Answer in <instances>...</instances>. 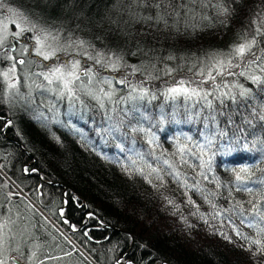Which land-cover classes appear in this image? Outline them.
<instances>
[{
    "label": "snow or ice",
    "instance_id": "1",
    "mask_svg": "<svg viewBox=\"0 0 264 264\" xmlns=\"http://www.w3.org/2000/svg\"><path fill=\"white\" fill-rule=\"evenodd\" d=\"M95 3L96 0H0V104L8 103L10 107L17 104L41 126L48 127L49 124L61 123L56 116V106L45 103L50 95L58 100L67 98L73 101L79 98V92H84L96 100L100 108H105L106 102H112L122 90L116 85H122L129 89L128 95L120 97L115 103L117 107L121 100L130 104L128 109L119 110L128 119L110 124L107 131L118 132L123 126L131 128L133 133L147 132L143 127L132 126L134 123L139 125L143 120H154V117L140 112L137 102L156 98V94L144 85L160 77L147 73L146 80L139 84H133L130 77L147 72V65L152 60L163 62L178 59L175 55H155L160 36L173 32L203 33L209 29L221 30L220 34L223 35L232 27L243 8L244 15L235 28L231 42L223 48L201 49L196 63L187 68L192 75L184 76V69L179 65L173 67L165 64L162 69H156V65L151 64L157 72L163 71L165 76L171 78V83H166L159 95L174 103L181 100L185 105L195 102L200 108L199 111L185 108L182 120L177 118L179 113L161 112L160 120L171 116L172 123H200L204 142L195 141L192 136L186 137L194 142L193 146L177 144L172 155L179 157V164L165 159L163 163L167 165V170L148 164L146 171L143 167H137V160L132 155H127L134 150L124 147L123 141L115 147L130 161L122 171L129 176L143 177L181 223L193 229L195 225L189 223L188 217H196L212 228L215 234L246 252L251 264H264V179L252 180L248 175L251 169L247 167L234 172L235 191L259 197L241 203L231 199V188L228 197H224L220 193L206 191L195 179L189 183L188 177L180 171V166L191 167L187 157L194 156L200 161L197 166L199 176L204 181L214 183L217 188L224 187L218 177L209 180L207 172L212 169L211 159L205 160L204 157L214 142L225 137L227 147L232 152L251 151L248 147V139L251 138L252 143L258 145L255 149L257 156L264 158V139L253 130L257 124L239 112L247 108V116H255L257 107L251 101L257 99V92L264 94V0H251L250 3L248 0H103V8L93 10ZM54 9L58 10L55 16L52 15ZM126 57H136L140 64H130ZM33 65L40 66L42 71L31 72ZM193 69L196 70L193 72ZM104 72L117 75H104ZM177 72L181 74L179 79H176ZM21 77L31 81L27 85V94L21 92ZM37 77L40 83L36 82ZM227 77L234 79L225 83ZM239 77L255 88L246 87L236 79ZM221 86L227 91H222ZM209 97L219 99V105H215ZM260 106L264 108V102ZM230 107L235 108L236 114L241 116V123L237 124L232 113L225 110ZM75 114L72 110L64 113L66 116ZM0 121H3V128L13 126V121L4 120L3 116H0ZM258 123L264 128V114L259 115ZM75 131L80 129L76 128ZM156 139L153 132L148 143ZM241 141H244L242 145ZM219 147L224 148L225 144ZM135 156L143 159V154L138 151ZM116 162L119 163L118 160ZM24 171L35 173L38 170L25 168ZM166 176L172 177L171 183L176 185L172 191L182 190L180 195L187 198L183 205L161 191L168 190ZM153 179L159 183H154ZM3 183L0 180V185ZM192 194L207 203L211 211L207 214L201 212ZM13 195L16 194L8 193L9 198ZM216 197L225 200L228 206L218 203ZM182 207L189 208L187 215L182 212ZM216 220L220 221L218 226L212 223ZM9 224L8 220L0 223V264H21L22 260L30 262L36 258L37 252L33 250L29 256L27 248L15 245V236L9 235ZM241 226L253 229L255 235H246ZM229 230L235 234L237 241L228 235ZM128 238L136 242L131 234ZM139 247L142 251L148 249L147 244H140ZM67 255H71V252ZM114 264L135 262L128 259L127 254L121 253L114 257ZM141 264H168V261L155 252H148L141 257Z\"/></svg>",
    "mask_w": 264,
    "mask_h": 264
},
{
    "label": "trees",
    "instance_id": "2",
    "mask_svg": "<svg viewBox=\"0 0 264 264\" xmlns=\"http://www.w3.org/2000/svg\"><path fill=\"white\" fill-rule=\"evenodd\" d=\"M96 8H103V0H96L93 10ZM57 14L58 10L54 9L52 15ZM243 15L242 8L232 27L223 35L220 34L221 30L209 29L203 33L173 32L171 35L160 36L155 55H175L178 59L163 62L152 60L147 65V72L130 77L133 84L145 81L147 73L160 77L145 82L144 85L156 94V98L137 102L140 112L154 117V120H143L139 125L134 123L132 126L143 127L147 132L133 133L131 128L123 126L118 132L107 131L110 124L120 119L126 122L128 119L119 110L128 109L130 104L121 100L117 107L115 103L120 97L128 95L129 89L122 85H116L122 90L112 102H106L105 108H100L97 101L84 92H79V98L73 101L67 98L58 100L54 95H50L45 103L56 106V116L61 123L49 124L48 127L41 126L30 113L23 111L17 104L11 107L8 103L0 104V116H3L4 120L9 118L13 121V126L9 128H3V121H0V171L28 197L18 193L0 174V180L4 182L0 185V213L3 214L0 215V223L10 221L9 225L13 229L11 236H15L14 244L27 248L29 256L33 250L37 252L36 258L30 262L22 260L24 264H41V261L43 264H114V257L121 253L127 254L128 259L135 264H141V257L146 256L148 252L157 253L165 258L168 264H251L246 252L229 243L221 235L215 234L212 228L196 217H188L189 223L195 225L193 229L181 223L177 216L171 214L172 210L165 205L160 194L155 193L143 177L129 176L122 171L130 161L115 147L123 141L124 147L134 150L127 155H132V158L137 160V167H143L146 171L148 164L167 170V165L163 163L165 159L179 164V157L172 155L177 144L186 143L193 146L194 142L188 141L186 137L192 136L195 141L204 142L200 123H172L171 116L160 120L161 112L179 113L177 118L182 120L185 108L192 111H199L200 108L195 102L185 105L181 100L174 103L159 95L166 83H171V78L156 69H162L165 64L173 67L179 65L184 69V76L192 75L187 68L196 63L199 51L210 47L223 48L230 43ZM126 59L130 64H140L136 57ZM151 64H155L156 69L152 68ZM195 70L193 69V72ZM103 74L117 75L108 72ZM179 78L181 74L177 72L176 79ZM35 79L40 83V78ZM233 79L227 77L224 82L230 83ZM236 79L246 87L255 88L243 77ZM21 81V92L27 94V85L31 81L24 80L23 77ZM221 90L227 91L223 86ZM216 95L219 96V92ZM256 96L257 99L251 101L257 107L255 116L248 117L247 108L240 109L239 112L246 118L253 119L257 124L253 130L264 139V128L258 123L259 115L264 114V108L260 106L264 102V94L257 92ZM209 99L215 105L220 103L219 99L214 97ZM69 110L76 114L64 115ZM225 110L232 113L237 124L241 123V116L236 114L235 108ZM109 117L112 119L109 120ZM244 127L247 128L248 125L245 124ZM76 128L80 131H75ZM153 132L157 139L149 144L150 134ZM243 143L244 141H241V145ZM220 144H225V147L220 148ZM257 146L249 138L248 147L251 151L232 152L227 147L225 137L224 140L214 142L207 150L208 154L204 159L210 158L212 166L207 175L209 180L218 177L224 184L221 188L199 176L200 169L197 166L200 161L194 156L187 157L191 167L180 166V171L188 177L189 183L195 179L206 191L228 197L231 188V199L241 203L259 199L256 195L236 192L234 189V172L242 167L251 169L248 175H251L252 180L264 179V158L257 156ZM136 151L143 154V159L135 156ZM25 168L38 171L25 173ZM171 180L172 177H165L168 190L161 191L173 196L183 205L187 198L180 195L182 190L172 191L176 185L171 183ZM153 182L159 183L154 179ZM10 191L16 195L9 198ZM192 198L200 205L201 212L207 214L211 211L209 205L198 195L192 194ZM215 199L221 205L228 206L225 200L219 197ZM62 206L64 208L60 214L59 208ZM182 212L187 215L189 208L182 207ZM212 223L218 226L220 221ZM241 227L246 235H255L253 229ZM129 234L135 238V243L129 240ZM228 235L233 241H237V237L230 230ZM140 244H147V251H142ZM35 245L39 247L34 248ZM69 252L71 255H67Z\"/></svg>",
    "mask_w": 264,
    "mask_h": 264
},
{
    "label": "rangeland",
    "instance_id": "3",
    "mask_svg": "<svg viewBox=\"0 0 264 264\" xmlns=\"http://www.w3.org/2000/svg\"><path fill=\"white\" fill-rule=\"evenodd\" d=\"M14 30V29H13ZM35 58V57H34ZM66 58V57H65ZM44 63H50V62H44ZM40 71H42V68L40 67V66H38V65H33L32 67H31V72H33V73H36V72H40ZM2 176H4V177H6L5 175H2ZM6 180V179H5ZM9 227H10V225H9ZM10 229H11V231L9 232V235L11 236V234H12V228L10 227ZM22 262V261H21ZM50 264H56V263H50Z\"/></svg>",
    "mask_w": 264,
    "mask_h": 264
},
{
    "label": "water",
    "instance_id": "4",
    "mask_svg": "<svg viewBox=\"0 0 264 264\" xmlns=\"http://www.w3.org/2000/svg\"><path fill=\"white\" fill-rule=\"evenodd\" d=\"M6 120H9V118H6ZM62 209H63V206L60 207V209H59V213L61 212ZM21 264H23V263L21 262Z\"/></svg>",
    "mask_w": 264,
    "mask_h": 264
},
{
    "label": "bare ground",
    "instance_id": "5",
    "mask_svg": "<svg viewBox=\"0 0 264 264\" xmlns=\"http://www.w3.org/2000/svg\"><path fill=\"white\" fill-rule=\"evenodd\" d=\"M63 208H64V206H63Z\"/></svg>",
    "mask_w": 264,
    "mask_h": 264
}]
</instances>
